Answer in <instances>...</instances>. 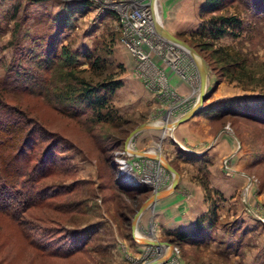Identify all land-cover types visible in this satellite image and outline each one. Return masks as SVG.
I'll use <instances>...</instances> for the list:
<instances>
[{
  "label": "rangeland",
  "instance_id": "obj_1",
  "mask_svg": "<svg viewBox=\"0 0 264 264\" xmlns=\"http://www.w3.org/2000/svg\"><path fill=\"white\" fill-rule=\"evenodd\" d=\"M250 1L256 3L253 9ZM259 1L221 0L217 10L207 13V0L156 1L158 24L186 41L207 65L205 102L218 98L213 107L218 119L210 131L212 143L216 145L227 134L232 139V145L221 151L220 161L211 165L227 183L240 172L243 181L237 190L221 193L206 174L189 172L190 165L182 167L184 182L203 188L210 203L199 216L204 217L203 229L196 230V222H185L186 227L179 230H166L163 240L171 246H153L133 239L131 223L150 190L167 188L172 175L156 160L131 151H159L179 172L178 158L168 153L169 148L178 149L179 142L170 129L161 128L139 132L128 141V153L124 142L136 126L161 121L158 109L164 113L163 125L193 105L199 80L190 79L197 68L189 53L178 46H157L154 41L151 47L142 45L148 60L137 58L124 41L117 19L131 8L130 0H0V94L5 113L0 126L12 127V122L20 120V125L34 128L48 140H38L34 151L26 145L19 150L26 137L21 132L11 151L16 155L19 150L21 156L33 151L32 167L50 139H62L60 150L69 148L60 153L55 172L40 181L48 192H55L52 197L38 206L23 207V213L20 204L11 203L16 217L0 207V264H133L142 252V258L171 264L163 259L171 248L172 264H264V10ZM222 16L236 17L241 23L226 26L218 37L212 22H222ZM95 61L97 65L92 64ZM75 79L78 87L87 83L107 94V107L102 110L106 120L92 121L90 111L77 104L75 116L54 106V101L60 104L55 95L77 87ZM114 80L121 86L112 92L102 89ZM157 99H162V105ZM143 135L146 138L140 139ZM212 143L207 141L205 150ZM11 164L9 171L22 163ZM116 182L140 192L121 189ZM191 191L196 197L197 188ZM179 194L188 195L186 191ZM148 208L137 222L135 235L161 240L156 234L162 227L159 222L171 215L160 208L156 212L163 211L161 216L152 214V207ZM141 221L150 223L145 227ZM187 230L192 233L185 235Z\"/></svg>",
  "mask_w": 264,
  "mask_h": 264
},
{
  "label": "trees",
  "instance_id": "obj_2",
  "mask_svg": "<svg viewBox=\"0 0 264 264\" xmlns=\"http://www.w3.org/2000/svg\"><path fill=\"white\" fill-rule=\"evenodd\" d=\"M260 7L262 10H264V0L259 1ZM221 0H207L205 4L204 11L207 13L209 11L217 10V8L220 6ZM256 3L252 4L251 1L248 3V5L252 9L256 6ZM222 18V19H221ZM220 19L222 22L219 23H213L214 27V35L218 36L223 35L226 31L224 30L226 26L233 24L236 26H240V20L236 17H221ZM213 20V19H212ZM98 61L93 62V65H97ZM75 83L77 87L74 90H71L68 94H62V95H55V98L60 100V104L54 101V106H58V109H62L63 113H66L71 116L78 115L76 114V111L74 110L75 105L77 104L78 107H81V109H87L90 111L89 118L96 121H104L106 120L107 116L105 113H102V110L107 107V100L108 96L106 93L102 92L101 88L94 87L90 84L83 83L84 85L78 87V80L75 79ZM121 86V82L119 80H114L113 82H110V85L107 87H104L102 89H107V91L112 92L114 89ZM78 90V91H76ZM0 121H3L2 118H4V110L1 106L4 107L3 101V95L0 94ZM61 102H64V105L61 106ZM7 108V107H6ZM70 108L71 111H70ZM14 111V110H13ZM16 114V112L14 111ZM16 118H19L18 115ZM12 118H10L11 120ZM20 120L14 121L11 123L12 127L9 126H0V207H2V210L6 212L7 214H11L13 217H16L17 211H14L12 208L11 203L14 204H20L21 206V213H23L22 208H31L34 206H38V204H43L45 200L52 197L54 195V191L48 192L47 188L41 185L42 180L50 177L55 170L58 167V163L60 158V153L62 151H66L67 149L60 150V144L59 141L62 139L59 138H52L48 142V146L46 147L45 151L42 153L41 157L39 154L38 162L34 163L32 167H30L31 162L35 161V153L34 151V144L40 140V141H48L46 138V135H38L36 130L34 128L28 129L25 128L23 124L20 125ZM1 124V123H0ZM8 127V128H7ZM25 132L26 137L24 141L20 143L19 150H23V145H26L30 147V149H33L32 153L30 150H28V153L24 152L22 156L20 155L21 152L18 150L16 152V155H14V145L17 141V134ZM4 135V136H3ZM55 135V134H54ZM52 135V136H54ZM6 141L9 142V144H4ZM64 141V140H63ZM16 149V148H15ZM14 150V151H11ZM11 156H14L12 159H10ZM20 161L22 163L20 166H18L15 170L9 171L8 167H10L11 163H17ZM42 167H40V165ZM44 166V167H43ZM41 168V170H40ZM118 186L122 189H130L135 192H140L138 188L135 186H131L128 184H120L116 182ZM207 189V186H204ZM209 190V189H207ZM145 192V190H144ZM139 194V193H138ZM6 195H17L14 196V198L9 200ZM20 195L21 198L18 196ZM140 195H143L140 194ZM137 196V195H136ZM138 198V196H137ZM210 198V196H208ZM134 202V198H132ZM13 201V202H12ZM213 203V199H211ZM214 204V203H213ZM212 204V206H214ZM215 207L212 208V215L215 214ZM203 216L199 217L195 224V229L200 231L203 229L202 221ZM192 231L187 230L186 234H190ZM180 240L183 238L182 235L179 236ZM60 241V240H59ZM34 245L33 247L35 249H40V246L38 244H34L33 241L31 243ZM43 251H46L48 248H41ZM50 251V250H49Z\"/></svg>",
  "mask_w": 264,
  "mask_h": 264
},
{
  "label": "crops",
  "instance_id": "obj_3",
  "mask_svg": "<svg viewBox=\"0 0 264 264\" xmlns=\"http://www.w3.org/2000/svg\"><path fill=\"white\" fill-rule=\"evenodd\" d=\"M175 88L178 92L182 91V87H175ZM190 99L193 100L191 96ZM214 100L215 99L213 100L208 99V101L206 102L204 101L201 110L197 114L185 120L186 122L184 121L179 125L175 126V128L172 130V136L174 141L179 142L175 144L178 149L174 150L172 148H169L168 153L170 154L172 152L173 157L178 158L177 163L180 166L179 181L172 192L160 197L151 208L154 211L152 212V214L156 213L157 215L161 216L160 214L163 211L156 212V210L160 208L161 210H164V212H166L165 214H168V216L171 215L170 219L163 220L164 222L162 221L159 222V224L162 223L160 225L162 227L160 231L157 230L156 234L157 237L161 240L164 239L165 235H168V232L166 230L172 227L174 231L179 230L181 226L186 227L184 226V223L185 222L189 223V221L190 224H194V222H196L199 216L206 213L209 208L210 203L206 202L203 188L200 187L198 188L197 185L194 183L184 182L183 176L185 175L186 170H183L182 167H187V165H190L191 168L189 172H192L193 174L194 172H201L206 174V176L211 181L210 183L216 186L217 187L216 189H218L221 193H224L227 190L230 191L237 190V188H239V186L242 184L243 174L241 172L240 175H238V178L234 177L233 180L228 181L227 183L226 180H223L222 178L220 179L221 176H219L217 171L215 172V166H214L215 164L213 165V167L211 165L212 161L213 163L220 161L221 151L223 152L232 145V139L228 134L223 136L216 145L212 143V139H210L212 136L210 132L211 129L213 128L212 124H214L218 119L217 116L214 115L217 113L215 111L216 109L213 108L214 105L218 103V98L216 99V101ZM155 101L158 104H161L163 102L162 99H160V101L158 99ZM159 111L161 113H159ZM177 112L178 110L175 111L174 114H176ZM158 113L161 115V121L163 122L162 120L164 116L163 111H161V109H158L156 111V114ZM144 136L145 135L140 136V139ZM207 141L209 143H212V145L214 146L211 145L212 147L210 149L205 150V144ZM144 159H146L147 161L149 160V162L154 161L149 158H144ZM151 164L153 165V163H150L149 166H151ZM191 188H197L198 194L196 197L194 196V193H192ZM175 190L177 193L175 192ZM151 191L152 190H150V194ZM184 191L188 193L187 196L179 194V192L183 193ZM150 194L149 195L147 194L148 197L150 196ZM245 206L248 205L246 204ZM247 208H249L250 210L249 206ZM142 221L141 223L145 227L150 223L149 222L148 224H145ZM157 224H158L157 221H154V225L157 226ZM172 235L176 236V234H172Z\"/></svg>",
  "mask_w": 264,
  "mask_h": 264
},
{
  "label": "water",
  "instance_id": "obj_4",
  "mask_svg": "<svg viewBox=\"0 0 264 264\" xmlns=\"http://www.w3.org/2000/svg\"><path fill=\"white\" fill-rule=\"evenodd\" d=\"M153 3H154V0H149L148 5H152ZM154 23H155V28H156L157 33L160 36H162L164 39L172 42L174 45L180 47L184 51H187V53H189V55L191 57H193L194 53H197L195 51V49L193 47H191L186 41H184V40L180 39L179 37L175 36L174 34H172L163 25H160L157 22H154ZM198 56L200 58L199 63L195 62V60H194V65L196 66L197 71L199 73L198 94H197V98H196V101L194 102V104L188 110L184 111L175 120L167 121V119H166L165 123L163 125L154 126L150 122H145V123H142V124L136 126V128H134L132 130V132L129 134V137L124 142V148L125 149L127 148L128 141L131 138L133 139L139 132H141L147 128L148 129L149 128L173 129L175 126L179 125L180 123L184 122L185 120L189 119L190 117L194 116L195 114H197L200 111V109L203 106L204 101L208 98L207 97L208 96L207 95L208 68H207V65H206L204 59H202L199 54H198ZM166 118H167V116H166ZM134 152H135V154H138L140 156L149 157V158L155 159L158 162L160 161L161 166L164 167V169L172 175V178H171V182L169 183L167 188L160 189V190H153L152 189V193L150 194V196L138 208V210L136 211V213L133 216V220L131 223L132 237H133V239L137 238L138 240L143 242V244H153V245L169 244V242L165 241V240L152 239L151 237H140V236L137 237V235H135L134 232L136 230L137 222L140 220V217L144 213V211L150 206L153 207L152 205H154L155 201L158 200L160 197L172 192L175 189V187L179 181V172L176 170V168L174 166H172L170 164V162L165 157H163L160 154L159 151H156L154 153L151 150H140V151L135 150Z\"/></svg>",
  "mask_w": 264,
  "mask_h": 264
},
{
  "label": "built area",
  "instance_id": "obj_5",
  "mask_svg": "<svg viewBox=\"0 0 264 264\" xmlns=\"http://www.w3.org/2000/svg\"><path fill=\"white\" fill-rule=\"evenodd\" d=\"M131 8H127L126 11L122 12V16L120 18L119 14L117 15V19H120L122 28L124 29V41L128 45V47L133 51L135 56L139 58L141 61L144 59L148 60V53L145 54V52L142 50V45L145 44L151 47L152 42H157V46H163L165 48L172 49L174 45L172 42L161 38L159 34L156 31L155 23L150 15V9L148 4H145V0H142L140 4L136 5L134 4V0H130ZM144 1V2H143ZM133 38V39H131ZM135 38V39H134ZM136 38L141 39L140 41L136 40ZM145 60V61H146ZM148 62V61H147ZM150 64V61L148 62ZM142 68V65H140ZM164 81V80H163ZM164 85V83H159ZM145 251V250H144ZM163 251V250H162ZM171 252H174V249L171 248ZM164 253V251H163ZM143 256V252H142ZM141 256V258H142ZM137 258V260L134 259L132 261L133 264H162L159 263V261L164 262V260L156 259L155 257H152V259L149 260V258ZM169 264V263H164Z\"/></svg>",
  "mask_w": 264,
  "mask_h": 264
},
{
  "label": "bare ground",
  "instance_id": "obj_6",
  "mask_svg": "<svg viewBox=\"0 0 264 264\" xmlns=\"http://www.w3.org/2000/svg\"><path fill=\"white\" fill-rule=\"evenodd\" d=\"M142 0H134V4H136V5H138V4H140V2H141ZM156 1L157 0H154V3L152 4V5H148L149 6V9H150V15L152 16V18H153V21L154 22H157L156 21V19H155V17H154V7H155V4H156ZM158 23V22H157ZM161 25V24H160ZM160 36V35H159ZM161 38H163L162 36H160ZM183 50V49H182ZM181 51V50H180ZM187 52V51H186ZM191 57V56H190ZM194 57V58H193ZM193 57H191V60L194 62V60H195V62H198L199 63V56H198V54L197 53H194V55H193ZM154 63V62H153ZM171 63V62H170ZM194 64V63H193ZM156 68V67H155ZM184 69V68H183ZM196 74V76H193V77H191L192 75L190 74V79L191 80H193V79H195V80H197V78H198V80H199V73H198V71L196 72L195 71V73H194V75ZM198 74V75H197ZM164 75V74H163ZM167 75V74H166ZM168 76V75H167ZM198 76V77H197ZM164 77V76H163ZM166 82V81H165ZM191 82V81H190ZM190 82H188V83H190ZM193 84V83H192ZM176 98V97H175ZM197 98V97H196ZM173 100V99H172ZM177 100V99H176ZM195 101H196V99H195ZM194 101V102H195ZM189 102V101H188ZM194 102H193V104H194ZM183 106V105H182ZM185 107V106H184ZM178 108H180V107H178ZM177 108V109H178ZM181 108H183V107H181ZM188 108V107H187ZM201 110V109H200ZM186 122V121H185ZM163 122L162 121H154V122H152L151 124H153L154 126H159V125H161ZM171 131L173 130V129H170ZM171 134H172V132H171ZM130 140H132V138L130 139ZM129 140V141H130ZM129 143H127V148L125 149L126 150V152L127 151H131L130 150V145H128ZM131 152H134V151H131ZM128 153V152H127ZM135 153V152H134ZM136 155H138V154H136ZM155 160V159H154ZM158 162V161H157ZM159 164H161V162L159 161L158 162ZM136 231V230H135ZM134 233H136V232H134ZM149 245H153V244H149ZM162 244H158V245H153V246H161ZM165 254L166 253H164L163 254V259H166V260H170V261H172V263L175 261V259H173L172 258V256H173V253L171 252V250H170V252H169V254H168V256L167 257H164L165 256ZM171 263V264H172Z\"/></svg>",
  "mask_w": 264,
  "mask_h": 264
}]
</instances>
